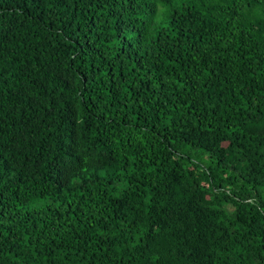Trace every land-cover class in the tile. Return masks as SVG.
<instances>
[{"label": "trees", "instance_id": "obj_1", "mask_svg": "<svg viewBox=\"0 0 264 264\" xmlns=\"http://www.w3.org/2000/svg\"><path fill=\"white\" fill-rule=\"evenodd\" d=\"M0 264H264V0H0Z\"/></svg>", "mask_w": 264, "mask_h": 264}]
</instances>
